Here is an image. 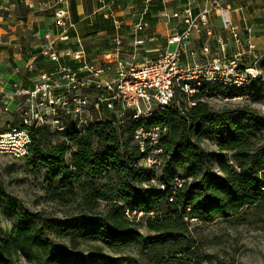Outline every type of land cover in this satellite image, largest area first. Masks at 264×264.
<instances>
[{"label": "trees", "instance_id": "1", "mask_svg": "<svg viewBox=\"0 0 264 264\" xmlns=\"http://www.w3.org/2000/svg\"><path fill=\"white\" fill-rule=\"evenodd\" d=\"M157 1L147 13L150 22L155 19L152 13L161 9ZM64 63L78 67L71 59ZM258 68L263 78L247 88L203 84L191 94L177 90L163 109L143 120L127 115L123 125L113 116L105 120L94 116L84 127L75 121L50 133V116L44 115L40 125L36 119L28 125L22 123L19 128L27 130L30 137L25 157L34 168L36 164L43 168L54 193L76 198L78 213L63 220L41 215L20 218L0 237V264H14L15 255L35 264H111L102 254L103 246L135 247L149 253L157 264H166L168 254L193 253L188 219L208 222L216 215L229 217L240 208L264 201V176L260 173L264 166V114L252 108L215 112L207 102L215 94H252L264 83V56ZM56 116L70 118L71 114L58 109ZM152 127L160 129L156 146L173 172L161 186L152 183L154 176L146 175L138 164L154 147L146 140L141 152L138 140L134 142L138 128ZM55 134L59 138L53 140ZM207 138L215 139L217 151L202 148V140ZM101 202L104 210L98 209ZM64 234L69 235L70 247L55 241L54 237ZM80 240L97 246L85 254L78 250Z\"/></svg>", "mask_w": 264, "mask_h": 264}, {"label": "built area", "instance_id": "2", "mask_svg": "<svg viewBox=\"0 0 264 264\" xmlns=\"http://www.w3.org/2000/svg\"><path fill=\"white\" fill-rule=\"evenodd\" d=\"M151 1L144 0L142 10L131 15L133 22L130 31L133 35L150 27V20L146 16ZM186 1L177 10L163 8L162 16L166 23L176 24L175 30L166 37L164 47L155 58L137 64L122 57L119 32L124 22L110 10L105 16L112 20L117 33L113 50L104 55L103 62L85 60L84 46L72 21L69 2L58 0L53 14L55 32L47 30L43 34L44 44L41 48V54L53 59L56 66L53 71L43 72L31 90L0 91L4 108L7 109L15 100V95L29 96L36 99L32 107L38 110L35 118L40 124L43 123L44 111H47L46 115L56 116L60 109L63 113L74 115L78 126L84 127L88 120H92L89 110L94 108L99 111L100 107L111 111L115 122L121 124L127 115L142 120L152 116L172 101L177 90L191 94L203 84L241 89L263 78V72L258 68L263 55L254 57L250 64L242 59L243 55L254 49L250 30L246 29L247 35L242 33V28L233 21L222 0H201L196 12L193 8L195 0ZM212 13L221 18V29L218 31H214L210 25ZM201 32L205 33V44L197 52L190 48V43L194 34ZM151 40H156L155 35ZM62 43L67 44V48L58 49L57 45ZM232 44L236 50L228 52ZM138 46H143V41L135 38V52ZM62 53L69 54L78 67L72 68L59 62ZM55 77L62 82L58 83ZM51 120L57 129H63L60 117ZM24 122L29 124L27 119ZM159 131L158 127L148 130L138 128L135 131L141 152L146 140H149V144L154 143L156 150ZM29 144L30 137L25 129L9 128L0 133V152L24 156L28 153ZM260 171L264 176V166Z\"/></svg>", "mask_w": 264, "mask_h": 264}, {"label": "rangeland", "instance_id": "3", "mask_svg": "<svg viewBox=\"0 0 264 264\" xmlns=\"http://www.w3.org/2000/svg\"><path fill=\"white\" fill-rule=\"evenodd\" d=\"M249 34L254 43V49L243 55L242 59L246 61V64H250L254 57L264 56V29ZM63 45V43L59 44V49ZM163 45L164 42L158 39L157 53L162 50ZM231 48L236 50L233 44ZM63 58L67 60L71 56L68 54ZM149 59H153V57ZM145 60L142 59L141 62ZM35 100L29 96L15 95V100L5 109L0 93V133L9 128L20 129L19 127L25 123V119L29 123L33 119L35 120V115L38 112L35 107H32ZM207 102L215 112L252 108L260 114H264V83L257 85L252 94L228 95L227 97L215 94L208 98ZM45 112L47 111L43 112L44 115L48 114ZM88 114L92 117L98 116L101 120L114 117L111 111L101 107L99 111L91 108ZM46 116H50L47 118L50 133L57 130L62 131L66 127L65 124H71L77 120L74 115L70 118L61 116L63 129L59 130L51 120L56 116L50 114ZM36 122L38 123L37 119ZM124 123L122 122L121 125ZM38 124L40 125V123ZM52 138L54 140L59 136L55 134ZM137 140L135 138L134 142ZM214 140L203 139L202 148L207 151H217ZM150 145L155 146L154 143H150ZM161 153L162 151L157 147L151 153H144L138 161L146 175L152 174L154 176L151 182L157 186H161V181L173 174L171 167ZM52 184L43 168L37 164L34 168L25 155L17 156L13 153L0 152V237L7 235L11 228L18 224L20 218L35 219L37 215H41L45 218L63 220L78 213L76 198L71 195L60 197L53 192ZM98 207L99 210H104L105 203L101 202ZM188 222L189 236L192 239L189 246L193 253L189 256L168 254L167 257H170L167 258L166 264H207L209 259L233 261L238 264H264V201L240 208L229 217L216 215L208 222L196 219H188ZM54 238L63 247H70L71 245L67 234L57 235ZM95 246L97 243L80 240L78 250L86 254L91 252ZM101 251L102 254L111 259V264H157L154 259L149 258V253L147 254V252L135 247L112 249L103 246ZM14 264L35 263L23 256L15 255Z\"/></svg>", "mask_w": 264, "mask_h": 264}, {"label": "crops", "instance_id": "4", "mask_svg": "<svg viewBox=\"0 0 264 264\" xmlns=\"http://www.w3.org/2000/svg\"><path fill=\"white\" fill-rule=\"evenodd\" d=\"M58 0H0V91L18 89L31 90L43 72H49L56 62L41 54L44 44L43 34L47 30L55 32L53 14ZM157 0H152L149 11ZM72 21L76 24V32L84 46L85 60L93 63L103 62L104 55L113 50L114 38L117 33L112 20L106 18L108 10L123 20L121 39L122 57L142 63V59L157 56L158 39L165 45L166 37L174 32L176 24L166 23L162 10H177L186 0H158L160 10L153 12L150 27L141 33L133 35L131 27L134 12L142 10L144 0H68ZM233 21L242 28V33L264 29V0H222ZM201 5V0H195L194 11ZM210 25L214 31L221 29V18L212 13ZM181 27V26H178ZM130 33L132 36L130 37ZM155 35V41L152 36ZM225 40L227 35L224 34ZM143 41V46L134 48V39ZM205 44V33L194 34L190 48L199 52ZM59 45V44H58ZM57 45V48L59 49ZM66 45V44H64ZM163 45V47H164ZM68 46V45H67ZM62 49V48H61ZM233 51L228 48V52ZM62 53L59 62L65 64ZM72 60V58H69ZM63 60V61H62ZM68 60V59H67ZM75 64L77 62L73 61ZM58 83V77H55Z\"/></svg>", "mask_w": 264, "mask_h": 264}]
</instances>
